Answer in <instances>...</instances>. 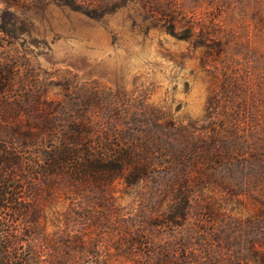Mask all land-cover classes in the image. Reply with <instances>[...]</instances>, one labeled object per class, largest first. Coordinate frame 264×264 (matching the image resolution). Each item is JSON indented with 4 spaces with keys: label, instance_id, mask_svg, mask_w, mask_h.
Returning <instances> with one entry per match:
<instances>
[{
    "label": "rangeland",
    "instance_id": "374dc122",
    "mask_svg": "<svg viewBox=\"0 0 264 264\" xmlns=\"http://www.w3.org/2000/svg\"><path fill=\"white\" fill-rule=\"evenodd\" d=\"M46 103L179 156L112 186L177 257L264 264V0H0V143L13 135L2 126ZM33 196L38 225L33 212L10 221L7 243L21 246L0 264L46 256L53 226Z\"/></svg>",
    "mask_w": 264,
    "mask_h": 264
},
{
    "label": "trees",
    "instance_id": "16d2710c",
    "mask_svg": "<svg viewBox=\"0 0 264 264\" xmlns=\"http://www.w3.org/2000/svg\"><path fill=\"white\" fill-rule=\"evenodd\" d=\"M18 117L26 123L17 119L2 126L13 135L0 143L2 258L12 243L21 246L16 244L19 236L7 243L11 220L23 221L33 212L38 225L41 205L31 206L22 197L31 189L32 200H46L53 229L46 238L45 258L33 251L16 257V264H109L112 257L121 264H192L188 255L174 254L176 241L150 235V225L159 228V222L131 219L112 189L115 178L133 183L158 166L173 165L179 157L175 152L152 156L159 142L124 141L114 127L102 129L85 112L59 110L49 103ZM168 139L164 141L171 148ZM165 224L173 228L178 223L168 219Z\"/></svg>",
    "mask_w": 264,
    "mask_h": 264
}]
</instances>
